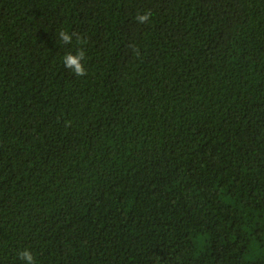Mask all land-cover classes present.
I'll list each match as a JSON object with an SVG mask.
<instances>
[{"label": "trees", "instance_id": "16d2710c", "mask_svg": "<svg viewBox=\"0 0 264 264\" xmlns=\"http://www.w3.org/2000/svg\"><path fill=\"white\" fill-rule=\"evenodd\" d=\"M24 249L264 264V0H0V264Z\"/></svg>", "mask_w": 264, "mask_h": 264}, {"label": "clouds", "instance_id": "9594fccd", "mask_svg": "<svg viewBox=\"0 0 264 264\" xmlns=\"http://www.w3.org/2000/svg\"><path fill=\"white\" fill-rule=\"evenodd\" d=\"M151 15V11H146L143 14L138 13L135 19L139 23L143 24L149 21ZM59 37L66 45L72 43L73 34H70L67 31H60ZM76 38L79 43H85V41L81 40L78 35ZM85 54L86 53L83 48L77 49L75 54H73L72 52L66 53L63 57L64 66L70 69L76 76H85L87 73V69L82 63L85 58ZM18 255L20 259L26 261V264H35L34 256L29 249L22 250Z\"/></svg>", "mask_w": 264, "mask_h": 264}]
</instances>
